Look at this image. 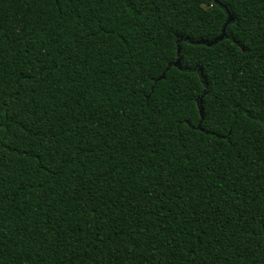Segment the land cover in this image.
I'll use <instances>...</instances> for the list:
<instances>
[{
  "label": "trees",
  "instance_id": "obj_1",
  "mask_svg": "<svg viewBox=\"0 0 264 264\" xmlns=\"http://www.w3.org/2000/svg\"><path fill=\"white\" fill-rule=\"evenodd\" d=\"M219 2L0 0V264H264V0Z\"/></svg>",
  "mask_w": 264,
  "mask_h": 264
},
{
  "label": "water",
  "instance_id": "obj_2",
  "mask_svg": "<svg viewBox=\"0 0 264 264\" xmlns=\"http://www.w3.org/2000/svg\"><path fill=\"white\" fill-rule=\"evenodd\" d=\"M206 1L212 2V3L216 4V5H220L219 0H206ZM225 11L227 13L228 19H227L224 27H222L221 34L217 38H215L212 41L200 40V41L190 42V43H194V44H197V45H205L207 47H211V46L215 45L216 43L222 41L226 37V29H225V27H227L233 21L232 16L229 14V12L227 11L226 8H225ZM174 66H176L177 68L180 67V60L179 59L174 63ZM199 110L201 111V108L200 107H199Z\"/></svg>",
  "mask_w": 264,
  "mask_h": 264
}]
</instances>
